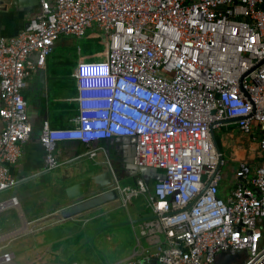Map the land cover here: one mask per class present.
<instances>
[{
  "label": "built area",
  "instance_id": "2783aa9c",
  "mask_svg": "<svg viewBox=\"0 0 264 264\" xmlns=\"http://www.w3.org/2000/svg\"><path fill=\"white\" fill-rule=\"evenodd\" d=\"M38 4L25 29L0 37V192L19 183L11 170L30 137L23 95L27 80L45 68L62 37L82 38L98 28L108 43L106 70L79 76L76 127L55 129L43 121L42 173L59 167L54 152L62 142L89 146L136 138L137 167L166 175L148 199L153 223L166 237L158 246L157 264H214L221 251L238 254L232 264H264V165L240 163L233 189L219 196L223 161L211 138L215 129L233 121L238 131L258 139L257 148L264 152V0ZM91 92L107 96H85ZM97 101L106 105L90 104ZM100 150L111 167L102 146L86 155L94 158ZM138 185L142 192L151 190L144 181ZM116 191L125 207L142 194L120 184ZM17 204L13 197L0 209ZM13 260L11 252L0 255V264Z\"/></svg>",
  "mask_w": 264,
  "mask_h": 264
},
{
  "label": "crops",
  "instance_id": "0c3cea01",
  "mask_svg": "<svg viewBox=\"0 0 264 264\" xmlns=\"http://www.w3.org/2000/svg\"><path fill=\"white\" fill-rule=\"evenodd\" d=\"M38 8L37 0H0V37L9 38L25 29L28 20ZM88 34H91L90 43L101 37L106 49H96L92 44L86 47L93 50L91 55L84 56L81 53L80 41ZM84 37H62L47 58L45 68L32 72L23 90L28 103L30 137L22 145L21 160L11 170L12 175L19 180L18 185L0 192V203L13 197L18 201L17 205L0 209V251L13 253L14 260L10 264H121L129 260L152 261L156 259L158 246L166 242L164 233L153 223V211L145 214L135 209V203L138 201L135 199H139V195L129 200L126 208L131 204L132 210L127 209L121 215L113 210L97 216L90 220L93 225L89 228H77L79 219L64 220L59 211L65 205V189L77 182L68 180L71 174L83 172L85 168L82 167L89 166L88 160L94 161V166L98 168L107 165L103 150L98 151L91 159L86 155L88 150L97 146L104 147L109 151L111 168L116 171L120 168L116 159H121L123 151L126 153L133 148L132 145L114 140V145L108 150L106 143L87 146L76 141L62 142L54 152L59 167L42 173L45 165V151L40 140L43 121L47 120L55 129L76 127L79 114V76L106 70L108 43L104 32L91 28ZM58 48L79 54L76 64L72 65L75 70L50 68V58ZM32 59L36 60V56L32 55ZM3 128L4 124L0 118V132ZM222 128L238 133L233 121L225 122L219 129ZM229 137L235 139L234 146L230 149L233 162L239 165L252 161L254 154L251 152L253 147L249 144L250 140L244 144L238 137H233V133H230ZM116 178L121 179V175L116 174ZM141 181L143 180L137 178V185ZM155 185L151 184V190ZM120 186L124 187L123 183ZM233 187L234 184L232 189ZM50 193L54 195L53 198ZM124 199L121 198L123 208ZM41 207L43 210L39 209ZM49 207H54L53 211L48 210ZM55 230V237H46L48 231ZM24 234L32 236L31 243L26 246L29 255L21 254V251L19 254L15 250H6Z\"/></svg>",
  "mask_w": 264,
  "mask_h": 264
},
{
  "label": "water",
  "instance_id": "95a60500",
  "mask_svg": "<svg viewBox=\"0 0 264 264\" xmlns=\"http://www.w3.org/2000/svg\"><path fill=\"white\" fill-rule=\"evenodd\" d=\"M18 1L19 0H15V2ZM211 138L216 151L220 153L213 132L211 133ZM116 140L123 144L128 143L133 147L126 152L124 160L123 155L121 159H116L120 168L116 171L114 170V172L121 175V179L114 178L112 169L108 165H101L98 169L85 170L83 172L77 171L71 174L68 180H75L77 182L65 189L67 195L64 199L65 205L59 210L64 220L80 219L81 217L102 211L104 208L121 200V196L119 192L116 191V188L118 184L123 183L128 177L137 178L141 176L148 186H151V184H154L156 181L160 182L165 180L166 175L161 174V172L156 169H140L137 167L136 138L123 137L116 138ZM105 143L107 144L108 142L106 141ZM108 148L110 149V147ZM237 257L238 254H233L230 251H221L214 264H232ZM151 264H157L156 259H153Z\"/></svg>",
  "mask_w": 264,
  "mask_h": 264
},
{
  "label": "rangeland",
  "instance_id": "374dc122",
  "mask_svg": "<svg viewBox=\"0 0 264 264\" xmlns=\"http://www.w3.org/2000/svg\"><path fill=\"white\" fill-rule=\"evenodd\" d=\"M90 36L91 34H88L86 37H84V39H82V41H80V45L82 46L81 49V53L86 56V55H91V52L93 50H91L90 48H86L91 46L92 44H94V47L96 49H106V46L102 40V38L100 37L99 40L94 41L93 43H90ZM98 42V43H96ZM93 55V53H92ZM79 59V54H76L74 51H68V50H63L62 48H58L55 53L51 56L50 58V63L49 66L50 68H55V69H69V70H75V66H72L73 64L75 65L77 60ZM71 63V64H70ZM91 62L89 61L88 64H90ZM233 133V137H238L240 141L244 142V144H247L249 141V144L252 145V153L254 154V158L251 159L252 161L248 162L246 161V163H249L251 165H260L262 163V165H264V160L262 161V159H264V152L259 150L257 148V144H258V139H253V136L249 137L248 135H245L243 133H241L240 131H238V133H236L235 131L231 132L228 130H225L224 128L222 129H215L214 130V136L216 139V142L218 144L220 153H221V157H222V161L223 164L220 166L219 168V176H220V180H219V196L225 197L227 194H229V192L232 189V185L234 183V172L238 166V164H235L232 160V156H231V152L230 149L232 148L231 146H234L233 143L235 142V139L233 140V138L229 137V134ZM257 137L259 136L257 134V132L254 134ZM250 155V154H248ZM88 160V159H87ZM89 161V166L86 167H82L85 168V170H93L95 168H98V166H94V161ZM84 170V171H85ZM161 174H164L163 172H161ZM139 179L143 178L141 176L137 177ZM137 178L135 177H128L124 180L123 185L124 188L131 186L132 188H134L135 190H140V192H142V188L140 185H137ZM157 182V181H156ZM156 182L153 184L155 185ZM36 184V182H34ZM146 183V182H145ZM151 191V190H150ZM52 198L54 197V195L52 193H50ZM152 195V192H142L139 199H135L138 200L137 203H135V209H137L140 212H144L145 214H150L151 213V208L149 207V197ZM56 206V205H55ZM54 207H49L48 210L53 211ZM40 210H43V208H39ZM127 209L132 210V205L130 204L128 208H123V204L121 202V200L115 202L113 205L104 208L102 211H98L94 214L91 215H87L84 217H81L78 221L77 224V228H84V227H91L93 225V223L90 221L93 218H96L97 216L103 215V214H108L110 212H113V210L117 211V214L121 215L124 214ZM74 225V224H73ZM57 235V230L55 231H48L46 233V237L49 238H53ZM31 239L32 236H28L26 234H24L23 236H21L17 241H15L14 243L11 244L10 247H8L6 250H15L18 253L20 252L21 254H28L26 250V246L29 245L31 243ZM4 252V250L0 251V255ZM19 253V254H20ZM32 256H34V253L31 254ZM49 258V257H47ZM59 262V261H58Z\"/></svg>",
  "mask_w": 264,
  "mask_h": 264
},
{
  "label": "bare ground",
  "instance_id": "6f19581e",
  "mask_svg": "<svg viewBox=\"0 0 264 264\" xmlns=\"http://www.w3.org/2000/svg\"><path fill=\"white\" fill-rule=\"evenodd\" d=\"M87 97H90V98H104L107 96V93L105 92H91L87 95H85ZM90 104L92 105H98V106H101V105H106L105 102H102V101H97V102H91Z\"/></svg>",
  "mask_w": 264,
  "mask_h": 264
},
{
  "label": "flooded vegetation",
  "instance_id": "af4514ba",
  "mask_svg": "<svg viewBox=\"0 0 264 264\" xmlns=\"http://www.w3.org/2000/svg\"><path fill=\"white\" fill-rule=\"evenodd\" d=\"M112 145H114V142H108L107 144H106V146L107 147H111ZM126 153H125V151H123V160H124V158H125V155Z\"/></svg>",
  "mask_w": 264,
  "mask_h": 264
},
{
  "label": "trees",
  "instance_id": "16d2710c",
  "mask_svg": "<svg viewBox=\"0 0 264 264\" xmlns=\"http://www.w3.org/2000/svg\"><path fill=\"white\" fill-rule=\"evenodd\" d=\"M115 143V142H114ZM158 182H156V184H157ZM150 187V186H149ZM150 189H151V187H150ZM153 191V189L150 191V192H152Z\"/></svg>",
  "mask_w": 264,
  "mask_h": 264
}]
</instances>
